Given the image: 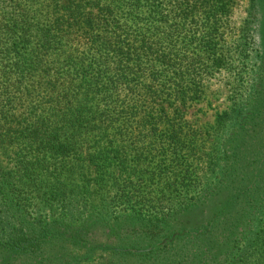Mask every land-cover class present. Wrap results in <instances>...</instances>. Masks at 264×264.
I'll return each instance as SVG.
<instances>
[{
    "label": "trees",
    "instance_id": "obj_1",
    "mask_svg": "<svg viewBox=\"0 0 264 264\" xmlns=\"http://www.w3.org/2000/svg\"><path fill=\"white\" fill-rule=\"evenodd\" d=\"M234 4L0 0V201L8 203L11 187L44 188L52 195L37 206L55 212L57 204L64 215L15 216L20 228L7 231L0 264H79L106 252L119 258L112 264L264 263V0H251L246 22L257 35L251 87L224 114L241 132L228 165L242 164L245 174L231 181L218 213L200 223L180 218L207 201L206 189L188 201L198 139L184 117L224 63ZM116 165L124 177H112ZM138 165L172 195H145L131 181ZM91 168L102 175L96 186L110 182L121 211L104 212L87 185L84 202L70 199L76 175L85 180Z\"/></svg>",
    "mask_w": 264,
    "mask_h": 264
},
{
    "label": "rangeland",
    "instance_id": "obj_2",
    "mask_svg": "<svg viewBox=\"0 0 264 264\" xmlns=\"http://www.w3.org/2000/svg\"><path fill=\"white\" fill-rule=\"evenodd\" d=\"M251 0H235V4L231 10L227 26L225 28V43L224 52L225 60L224 63L217 66L213 72V75L204 82V92L200 99L188 103V107L185 112V119L190 123L192 131L195 133L198 139L197 150L195 151V159L192 161L194 172L185 175L188 183L193 184V189L188 194V201L192 202L199 192L206 189L208 195L205 204L196 203L195 205L188 208L187 211L180 214V218L186 222L200 223L204 220L208 214L213 212L218 213L220 211V205L230 193V183L233 179H239L244 176L242 175L243 167L239 164L237 167L228 165V158L232 147L235 143L241 139V132L235 127L231 129L229 124V117L225 116V112L231 110L234 103L244 97L251 87V80L254 77L255 63L254 61L258 58L256 55V43L255 36L256 32L253 26L246 27V22L250 20L249 7ZM116 132H114L115 135ZM113 134V133H112ZM114 137V136H113ZM116 148H121L124 143L116 140ZM142 147L140 146V149ZM140 149L138 150L140 152ZM18 147L15 148V151ZM124 159V156L121 157ZM128 158H131L128 156ZM133 157L130 159V163L133 161ZM243 160V158H242ZM244 161V160H243ZM11 166V164H9ZM116 171L112 172V177H124L122 173H119V169L114 166ZM144 166H134L135 176L131 181L137 184H143L141 188L145 195H153L158 198H165V196L172 195L169 190L158 181L146 177V170ZM10 169H13L10 167ZM14 173V172H12ZM76 187L75 193L70 195V199L76 198V202L85 201V193L82 187L87 185L90 191L93 192L95 205L102 204V210L113 215L118 211H121L118 206L113 202L115 191L109 187V181H101L99 186H96L97 176L102 178L98 172L87 171L85 180L81 176L76 175ZM96 177V179H94ZM145 178L146 180L142 179ZM190 177V179H187ZM52 177H48L44 180L45 183L51 182ZM68 180L63 179L64 184H67ZM122 180L121 182H123ZM44 182L43 185L45 184ZM46 189H51L49 185L45 186ZM137 185L135 186V188ZM13 195L9 196L7 204H1L0 201V250L5 249V240L7 231L14 230V226L19 223L17 217H28L32 220H42L49 222L52 217L60 219L64 217L61 208L56 204L54 207L55 212L48 207L42 208L39 204L40 197L48 198L49 194L42 188L39 192H33L24 189L21 185L17 187H11ZM181 191V190H180ZM138 193V192H134ZM183 193V192H181ZM15 195V199L12 197ZM54 195V194H53ZM67 200L68 197H67ZM78 206L80 204H77ZM85 206V205H84ZM169 203L164 202L163 212L164 215L169 212ZM20 209L21 211H19ZM207 212V213H206ZM17 216V217H15ZM179 216V215H178ZM260 218V217H259ZM220 220V219H219ZM260 219H258V222ZM162 222V221H160ZM221 222V221H220ZM219 222V225H220ZM20 228V225L17 226ZM170 229L169 227H167ZM245 241V237L241 235V241L236 243L233 255L240 252L241 245ZM183 243V242H181ZM67 243H62L61 247L64 250V246ZM69 245V243H68ZM60 245H54L52 252H57ZM71 254H81L74 245H69ZM169 250V249H168ZM254 251H257L255 249ZM256 253V252H255ZM65 256V255H63ZM61 256L62 259L66 258ZM251 258H259L258 256H252ZM119 259V258H118ZM118 259L110 257V253L106 252L102 255L95 256L92 259H82L79 264H112L114 261L117 263ZM109 260V262H108ZM66 262L68 260L66 259ZM64 264V263H57ZM67 264H70L68 262ZM251 264H264L263 261L255 260Z\"/></svg>",
    "mask_w": 264,
    "mask_h": 264
}]
</instances>
